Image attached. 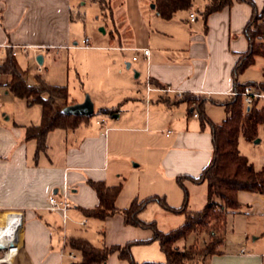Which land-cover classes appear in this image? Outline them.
<instances>
[{"label": "crops", "instance_id": "crops-1", "mask_svg": "<svg viewBox=\"0 0 264 264\" xmlns=\"http://www.w3.org/2000/svg\"><path fill=\"white\" fill-rule=\"evenodd\" d=\"M152 1L146 15L136 0L138 5L127 9L120 28L113 26L111 38L116 46L111 49L133 53V70L120 79L104 70L106 84L100 86L97 100L93 98L94 112L101 114L95 120L88 117L75 128L49 131L46 148L36 153L37 141L25 137V127L39 124L41 106L38 104V114L33 111V118H27L7 113L0 101V228H5L0 234L19 231L10 264H77L82 257L71 247L72 239H84L100 248L150 238L151 230L125 224L120 212L103 219L87 216L84 210L99 204L89 181L121 184L114 200L118 210L134 199L153 196L177 209L184 204V190L177 177L197 178L210 163V129L201 126L199 116L190 113L192 106L175 93L214 99L216 103H204L205 113L214 123L223 121L226 111L221 102L233 91L232 69L247 49L243 30L252 9L235 1L204 21L199 10L205 0H193L191 10L163 19ZM253 1L258 11L264 9V0ZM78 9L74 0H0V64L10 52L6 45L44 47L40 53L32 51L36 58L41 56V63L36 59L39 65L49 52L78 45L74 29V18L81 15ZM190 13H194L193 21ZM134 48H147L149 54L144 56ZM16 56H12L15 66L25 78ZM34 75L45 80L44 72ZM7 79L0 74V85L7 88ZM237 79L244 83L239 76ZM147 82L173 91L147 93ZM73 100L81 102L83 96ZM210 105L222 113L210 114ZM105 108L113 112L100 111ZM260 129L264 130V125L259 126L258 136ZM260 141L263 138L255 143ZM249 162L255 168L264 166V152L256 165ZM184 185L187 208L202 209L207 201L206 183L185 179ZM63 193L72 203L65 215L47 207L50 195ZM237 200L241 206L227 215L221 252L210 256L206 264H264V194L240 190ZM157 215L181 224L185 220L184 214L164 209L157 202H149L139 217L159 226ZM131 252L139 263L165 261L157 241L135 244ZM103 264L129 263L114 252Z\"/></svg>", "mask_w": 264, "mask_h": 264}, {"label": "trees", "instance_id": "trees-1", "mask_svg": "<svg viewBox=\"0 0 264 264\" xmlns=\"http://www.w3.org/2000/svg\"><path fill=\"white\" fill-rule=\"evenodd\" d=\"M243 2L252 9V15L243 33L247 39V49L240 53L232 69L233 91L241 92L247 85L255 90L264 91V79L258 82L247 81L240 83L238 76L251 64L255 57H264V9L257 10L253 0H205L199 15L205 21L213 12L231 6L233 2ZM156 13L163 19H171L179 11H188L193 7V0H153ZM260 20L261 22H258ZM0 73L7 75L6 86L18 98H23L29 105L41 106V119L37 125L25 127V137L37 141L36 153L46 148L45 138L49 131L55 128L71 129L87 120L90 116L65 113L66 106L76 103L70 100L65 86L48 84L39 76L34 84H29L17 70L13 57L9 52L2 64ZM192 106L191 114L197 112L201 126H208L211 132L213 155L210 163L206 165L197 178L178 176L177 182L184 190V204L180 208H172L157 197L143 200L134 199L130 205L122 210L115 207L114 200L121 184L108 186L101 181H89L95 190L99 204L92 209H85L87 216L103 219L115 212H120L125 224L133 225L152 231V236L145 240L130 241L124 245H111L96 248L84 239H72L70 245L81 254L82 260L77 264H103L107 257L114 252L119 258L129 264H206L207 259L221 252L227 231V215L237 212L240 203L237 192L240 190L264 194V166L255 168L246 156L238 149L240 137L252 141L258 136V128L264 125V99L255 97L248 109L244 108L243 98L240 94H232L223 102L226 117L221 123H214L205 113L204 103H216L214 99L203 96L187 94L182 96ZM198 103L194 107L192 101ZM101 112L111 113L113 109H100ZM193 183L205 182L207 185V201L204 207L197 211L187 208V189L184 180ZM149 202H157L164 209L182 213L184 222L170 231H161L155 222H147L139 217L140 212ZM208 234V241L203 246L196 243L188 247H179L177 242L186 239L192 233ZM157 241L161 251L165 254L164 262L145 261L137 262L131 252L135 244H144Z\"/></svg>", "mask_w": 264, "mask_h": 264}, {"label": "rangeland", "instance_id": "rangeland-1", "mask_svg": "<svg viewBox=\"0 0 264 264\" xmlns=\"http://www.w3.org/2000/svg\"><path fill=\"white\" fill-rule=\"evenodd\" d=\"M74 3L79 8V11L76 12L81 14L78 18H74V29L78 35V45L58 49L56 52H49V56H45L42 65L37 63L36 56L30 50L27 52L28 55L19 51L15 60L19 64L22 73L25 74V79L29 84L36 82L34 74L44 72V77L48 84L65 86L67 88L70 100L79 96H83L84 100L88 96L94 102L93 98L97 100L98 92L100 93V86H103L102 83L106 84V77L110 75L115 79H120L127 71L132 73L134 62L131 60V57L133 53H120L112 50L111 47L116 45L111 38V33H114L113 26L118 29L120 28L122 18H126L127 9L131 6L135 7L138 3L136 0H74ZM150 5L151 0H140L141 11L145 8L146 15L151 12ZM258 22L261 21L258 20ZM83 37L90 39V46L85 47L81 44L80 40ZM128 62L132 63V66L129 68L127 67ZM37 68H40L41 71H36ZM119 69L121 72H119ZM104 70L108 71V76L104 73ZM263 70L264 57H256L254 63L239 75V80L241 82H258L263 78ZM3 79H6V77ZM0 101L6 112L14 116L33 118L31 113L35 111L38 114V109L40 110L38 104L28 106L26 101L14 97L7 88L1 85ZM191 103L195 107L198 101L195 100ZM208 107L210 114L217 116L222 113V109L220 108L211 105ZM97 116H101L97 111L90 115L92 120H95ZM261 138H263V141L255 143V139L261 140ZM255 139L248 141L240 137L239 150L241 154L245 155L249 161L256 165L258 156L264 152L263 129L259 130V136ZM157 216L159 218V226H156L164 232L179 227L182 222L168 221L164 217ZM206 241H208L207 233H192L186 239L179 240L177 245L183 247L186 244V247H188L196 243L198 246H203ZM5 250L6 248L0 249V259L5 256L7 251ZM0 264L8 263L2 261Z\"/></svg>", "mask_w": 264, "mask_h": 264}, {"label": "built area", "instance_id": "built-area-1", "mask_svg": "<svg viewBox=\"0 0 264 264\" xmlns=\"http://www.w3.org/2000/svg\"><path fill=\"white\" fill-rule=\"evenodd\" d=\"M195 19L194 13H190V20L193 21ZM82 45L85 47L90 46L89 38L84 37L82 40ZM10 49V53L12 56H16V54L20 51L23 53L28 52V50H31L35 53H40L43 51L44 47L42 46H29V45H6ZM134 50H140L144 56H148L149 49L147 48H134ZM133 59H136L134 56ZM147 93H150L152 91L167 94L172 92L173 90L168 86H153L147 82L146 85ZM176 96L182 97L181 92L176 91ZM232 94H240L243 98V105L245 109H248L250 104L252 103V100L257 97L260 99H264V91H258L255 90L252 86L247 85L244 87L243 91L241 92H232ZM194 116H197V112H193ZM72 206L71 201L68 199L67 195L65 193L57 196V195H50L47 199V207L51 211L55 212H61L63 215L66 214V211ZM20 215V213L15 212ZM83 221L82 223H84ZM70 258H74L72 254H68Z\"/></svg>", "mask_w": 264, "mask_h": 264}, {"label": "water", "instance_id": "water-1", "mask_svg": "<svg viewBox=\"0 0 264 264\" xmlns=\"http://www.w3.org/2000/svg\"><path fill=\"white\" fill-rule=\"evenodd\" d=\"M152 7H154V4H152ZM36 59L38 63L42 62V58L40 55H38ZM63 111L68 114L90 116L94 112V106L90 98L86 96L83 101L68 105L64 108ZM258 141L259 139H255V142H258ZM5 248H7V245L0 242V249H5Z\"/></svg>", "mask_w": 264, "mask_h": 264}, {"label": "bare ground", "instance_id": "bare-ground-1", "mask_svg": "<svg viewBox=\"0 0 264 264\" xmlns=\"http://www.w3.org/2000/svg\"><path fill=\"white\" fill-rule=\"evenodd\" d=\"M4 229L5 228H0V230H4ZM6 230H9V229H6ZM4 233L0 234V242L7 245V248H6L7 251L5 250L6 254L3 258L0 259V262L4 261L10 264L12 256L16 253L17 241L19 238V231L9 230V232L5 236H2Z\"/></svg>", "mask_w": 264, "mask_h": 264}]
</instances>
